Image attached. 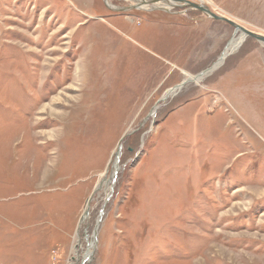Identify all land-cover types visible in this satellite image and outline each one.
Masks as SVG:
<instances>
[{"label":"rangeland","instance_id":"rangeland-1","mask_svg":"<svg viewBox=\"0 0 264 264\" xmlns=\"http://www.w3.org/2000/svg\"><path fill=\"white\" fill-rule=\"evenodd\" d=\"M111 1L0 0V264H264V43Z\"/></svg>","mask_w":264,"mask_h":264},{"label":"water","instance_id":"water-1","mask_svg":"<svg viewBox=\"0 0 264 264\" xmlns=\"http://www.w3.org/2000/svg\"><path fill=\"white\" fill-rule=\"evenodd\" d=\"M156 1H159V0H156ZM171 1L178 2L179 4H177V5H179V6H181V5L188 6L187 9L199 10L202 13H204L206 16L211 17V18H213L215 20L224 21L225 23L231 25L234 28V34L239 31L243 35V38L244 37H250V38H253L254 40H256V41H258L260 43H264V35H260V34H257L255 32H253V31L247 30L246 28H244L241 25L235 23L234 21H232V20H230V19H228V18H226L224 16H220V15H217V14L213 13L212 11H210V9L208 7L202 5L201 3H192V2H189V1H186V0H171ZM204 73H206V71L205 72L203 71V72L199 73L197 76H195V78H198V77L202 76ZM120 148H121V146L118 145L116 156L119 155Z\"/></svg>","mask_w":264,"mask_h":264},{"label":"bare ground","instance_id":"bare-ground-1","mask_svg":"<svg viewBox=\"0 0 264 264\" xmlns=\"http://www.w3.org/2000/svg\"><path fill=\"white\" fill-rule=\"evenodd\" d=\"M103 1L105 2V4L107 6H109V5L112 6V1L111 0H103ZM132 1H136L137 2L136 7H139L141 9H145V10H147V9L163 8V7H171L172 8L174 6H178L177 4H179L178 2L171 1V0H159V1H156V0L155 1L154 0H132ZM111 6H109V7H111ZM243 39L244 38H243V35L241 33H239L236 36H234L229 41L227 47L223 51L222 55L219 57L217 63H215L216 64L215 67H217L218 65H220L221 62L224 60V58L229 54V52H232V50H235V48H237L240 45V43L242 42ZM189 78L190 79H193L194 77L193 76H190Z\"/></svg>","mask_w":264,"mask_h":264}]
</instances>
